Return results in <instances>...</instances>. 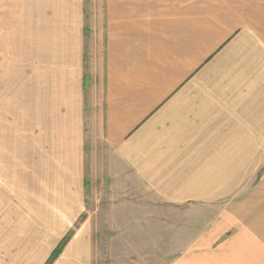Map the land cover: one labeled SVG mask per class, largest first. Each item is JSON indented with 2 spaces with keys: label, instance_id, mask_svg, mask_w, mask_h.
<instances>
[{
  "label": "crops",
  "instance_id": "obj_1",
  "mask_svg": "<svg viewBox=\"0 0 264 264\" xmlns=\"http://www.w3.org/2000/svg\"><path fill=\"white\" fill-rule=\"evenodd\" d=\"M0 115L31 143L0 167V264L73 228L52 264H96L88 224L154 221L205 223L172 264H264V0H0Z\"/></svg>",
  "mask_w": 264,
  "mask_h": 264
},
{
  "label": "rangeland",
  "instance_id": "obj_2",
  "mask_svg": "<svg viewBox=\"0 0 264 264\" xmlns=\"http://www.w3.org/2000/svg\"><path fill=\"white\" fill-rule=\"evenodd\" d=\"M27 62H21L16 66L20 76L19 78H11L6 80V86H8L11 93L14 92L13 88H15V92L17 90H21L26 93L29 88V80L27 78H22V74L24 71L25 64ZM8 82V83H7ZM9 92V93H10ZM27 108L29 103L27 100L22 105ZM20 114H24V111L18 112ZM22 117L19 120H16V124L11 128V132L5 131L7 133L3 135V126L0 135H3L5 138L1 143L0 150V161L4 164L0 163V167L4 166V171H10L11 166L13 164H18L19 171L28 170L29 163V152H30V141L27 135L30 127L29 120L21 115ZM3 117L0 115V124L3 123ZM15 134V137H13ZM2 138V137H1ZM2 169V168H1ZM264 168H262L261 178L264 177ZM3 172V169H2ZM22 175H19L21 178H24L27 174L26 172H22ZM27 177V176H26ZM264 181V180H263ZM256 182V181H254ZM15 195L21 196L27 194V182L23 183L22 180H18L17 185L15 186ZM26 191V192H24ZM243 194L246 196V200L252 198V191H246ZM12 192L11 194H7L2 186L0 187V214L10 213V209L14 208L12 201ZM16 197V196H15ZM239 198V197H237ZM22 208V205H20ZM20 207L18 206L17 212L15 214H20ZM222 208V207H220ZM177 210V209H176ZM166 211H174V209L166 208ZM180 211H184V208H180ZM183 214V213H178ZM201 215L206 214V211L200 212ZM188 217V216H187ZM184 216L182 219H185ZM203 218V216H202ZM205 220V219H202ZM12 221H9V224L12 225ZM8 225V224H7ZM76 224V227L79 226ZM89 225V235L91 237V242L95 243L96 250L94 254L96 256V264H172V262L179 257V253H181L186 246H188L190 242V238L187 237L189 234H199L203 231L205 227L204 222L196 223L197 231L193 232V224L190 226V223L180 222V233H177L176 223L168 224L156 221L149 223H118V224H110L108 222H100ZM114 228H118L116 230V234L119 235L117 239L109 238V233L114 230ZM131 229L132 234L130 238H124V233L126 230ZM75 228L72 229V235ZM68 232V233H70ZM122 232V233H119ZM67 233V234H68ZM66 234V235H67ZM71 235V236H72ZM176 235V237H173ZM128 236V234H127ZM71 238V237H70Z\"/></svg>",
  "mask_w": 264,
  "mask_h": 264
},
{
  "label": "trees",
  "instance_id": "obj_3",
  "mask_svg": "<svg viewBox=\"0 0 264 264\" xmlns=\"http://www.w3.org/2000/svg\"><path fill=\"white\" fill-rule=\"evenodd\" d=\"M72 235V232L68 233L57 245V247L54 249V251L51 253L50 257L48 258L47 262L45 264H52L53 261L58 257L66 243L69 241L70 237Z\"/></svg>",
  "mask_w": 264,
  "mask_h": 264
}]
</instances>
